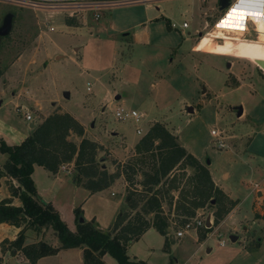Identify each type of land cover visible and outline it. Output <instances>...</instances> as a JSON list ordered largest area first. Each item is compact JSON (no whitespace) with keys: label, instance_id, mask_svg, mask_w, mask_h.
Listing matches in <instances>:
<instances>
[{"label":"rangeland","instance_id":"rangeland-1","mask_svg":"<svg viewBox=\"0 0 264 264\" xmlns=\"http://www.w3.org/2000/svg\"><path fill=\"white\" fill-rule=\"evenodd\" d=\"M217 8L218 0H156L149 6L132 3L98 10L84 8L74 11L71 17L76 25H66L67 15L63 10L0 2V26L4 17L11 15L7 34L0 36V114L3 118L12 120L14 125L27 124L23 118V112L27 111L39 123L43 116L36 106L43 113H52L59 106L84 124L85 138L102 143L94 155L99 169L110 168L112 163L113 170L130 172L126 164H133L135 173L130 180L125 181L120 175L124 193L126 189H136L134 193L141 195L149 192L139 184V168L148 169L149 165H140L133 150L127 151V148L151 123L158 121L177 135L180 145H188L201 163L208 160L223 189L233 191L239 199L238 207L232 212L234 216L219 229H214L217 224L212 225L214 207L204 205L203 213H211L210 231L203 227L188 229L180 238L170 231L166 235V249L159 233L144 232L125 252L135 255L134 260L145 263L146 256L152 252L154 264H264V219L257 218L253 209L264 197L262 191L257 195L253 191L254 183L264 190V70L243 56L190 50L197 42L207 40V33L197 38L195 32L207 30L212 18L217 16ZM94 13L99 16L94 18ZM183 21L187 23L186 28H180ZM256 28L260 32L257 40H250L252 33L244 36L250 39L239 34L241 42H236L259 51L264 60V34L261 33L264 24L258 22ZM224 40L217 38L214 42L221 44ZM236 46L234 43L230 48ZM87 83H90L89 90L85 89ZM104 85L109 87L112 96L119 94L120 98L105 101ZM14 92L19 95L17 111L9 100ZM117 105L136 109L144 116L138 123L117 120L112 111ZM188 106L193 107V113L186 109ZM238 108L241 116L236 115ZM136 125L142 128L138 135L134 132ZM211 128L220 131L225 147L215 148L214 138L209 134ZM112 132L123 135L124 142L120 143L122 139ZM75 136L69 133L68 139L77 144L81 136ZM111 154L120 161L113 164ZM65 167L71 168L73 172L69 169L68 174L74 176L72 162ZM226 171L228 177L223 175ZM183 172L191 174L192 169L186 167ZM175 174H178L175 184L180 187L184 176L180 177V170H175ZM67 182L68 187L59 190L64 202L59 216L72 232L76 231L79 217L82 221L91 220L95 228L104 231L112 221L111 216L114 220L124 208L119 181L115 183L113 196L109 190L89 194L82 187L72 193L69 188L72 183ZM156 188L160 189V185L151 191ZM160 192L161 211L170 218L177 191ZM142 202L138 200L135 211ZM76 207L79 214L75 219ZM135 211L129 210V216ZM144 217L150 220L152 214ZM197 231L204 234L202 243L193 239ZM210 232L214 233L207 235ZM231 235L236 239L231 240ZM8 245L3 242V247ZM5 264L15 263L9 258Z\"/></svg>","mask_w":264,"mask_h":264},{"label":"trees","instance_id":"trees-1","mask_svg":"<svg viewBox=\"0 0 264 264\" xmlns=\"http://www.w3.org/2000/svg\"><path fill=\"white\" fill-rule=\"evenodd\" d=\"M64 22L66 25H76L71 17L66 16ZM207 36V40L197 42L193 49L234 57L243 56L254 63L256 60H262L259 51L256 52L239 43L241 42L239 33L213 28L212 31H207ZM217 38H225V40L218 44L214 42ZM234 43L237 46L230 48ZM69 133L82 136V124L68 112H52L43 117L20 143L7 144L0 138V153L6 155L0 175L17 182V185L13 186L11 181H6V185L9 196L17 197L20 203L12 205L10 197L0 199V223L21 227L13 240H2L1 243L8 242L14 248L20 249L31 264L41 256L54 254L59 248L70 247L82 248V264H103L101 257L105 253L117 264H145L142 260H130L127 257L125 245L128 241L135 240L145 230L153 228L164 237L163 248L166 249V228L170 218H174L177 225H181L194 215L197 208L212 205L214 207L212 225H216L237 203L236 199H231L214 184L207 166L180 145L175 134L168 131L162 123L155 121L133 145V154L137 157L138 163L149 165L148 169L139 168L141 176L139 184L149 194L141 195L140 192L136 194L134 193L136 189L132 191L126 189L124 193L126 209L135 211L138 200H143L140 209L132 216H129V210H123L116 215L108 230L101 231L93 226L91 220L79 222L77 218L79 209L76 207L73 209L75 219L77 218L76 231L72 232L50 203L37 198L30 177L34 164L54 173L59 165L72 162L74 181L89 192L107 187L120 175L128 181L135 170L133 164H126L130 172L125 169H114L113 172L99 169L95 164L94 155L101 145L85 137H81L75 144L66 138ZM116 163L113 161V164ZM186 167L192 169L191 174L184 175L183 170ZM175 170L182 172L180 177L184 176L180 187L175 184L178 179ZM157 185H160V189L164 187L163 193L171 189L177 191L170 218L161 211V199L158 196L160 189L151 191L152 187ZM134 194L138 197L133 196ZM211 200H213L212 204H210ZM168 202L170 206L171 200ZM261 210L262 213L256 214V217L264 219V198L261 202ZM148 213L152 214L150 220L144 217V214ZM36 226H49L55 232L59 247H51L43 242L22 246L23 231ZM210 228L203 227L206 231H210ZM196 237L197 241H200L204 238V234L197 231Z\"/></svg>","mask_w":264,"mask_h":264},{"label":"crops","instance_id":"crops-1","mask_svg":"<svg viewBox=\"0 0 264 264\" xmlns=\"http://www.w3.org/2000/svg\"><path fill=\"white\" fill-rule=\"evenodd\" d=\"M130 4H132V3H130ZM117 5H120V4H115V5H112V6H117ZM145 6H149V3H145ZM107 7L109 8L111 6H107ZM218 9L219 8H217V10ZM122 35H125V33H123ZM192 47L190 48V50L192 52L202 53V54L203 53L210 54V53L202 52V51H194L192 49ZM74 50H76V48H74ZM210 55H214V54H210ZM217 56H221V55H217ZM12 65L13 64L11 63L9 66L12 67ZM112 83L114 84V80L112 81ZM99 84H101V82H99ZM89 87H90V83H87L85 89L89 90ZM104 89H105V97H104L105 101L110 102V98L111 97H113L114 99L115 98H117V99L120 98L119 94L112 96V92L110 91V89H109V87L107 85H104ZM11 95L12 96H11V98L9 100L12 101L13 107L15 108V111H17L16 107L19 106V101H18L19 95L17 93H15V92L11 93ZM11 101H9V102H11ZM55 107L57 109L54 112H65V111H62L59 108V106H55ZM191 108H192V112L191 113H193L194 112L193 107H191ZM35 109H37L39 114L42 115L43 117H45L46 115L50 114V112H51L50 111V112H47V113H43V112H41L39 106H36ZM24 112H27V111H24ZM241 114H242V111H241L239 116H241ZM143 116H144V114H143ZM33 119H32V121H27V124H23L22 125V124L19 123V124H15L14 125L12 123V120L7 119V118L5 119L0 114V138L7 144H18V143H20L24 139V137L27 136L31 132V130L37 125L38 121H35V119L34 120ZM30 123H32V126H30ZM80 123L83 126V134H82L81 137H84V135L86 134V128H85V126H84V124L82 122H80ZM112 133H114L117 136V138H121L122 139V141H120V143L124 142L123 135H121V134L117 135L116 132H112ZM75 137H77V135ZM176 137H177V135H176ZM66 138L68 139L69 137L67 136ZM138 138H139V136H138ZM138 138L136 140H134L132 142V144H129V146L127 148V151L133 150V145L138 140ZM68 140H70V139H68ZM92 141L95 142L96 141L95 138H93ZM96 143L102 146V143L100 141H98ZM182 146L188 152L190 151L189 153H191L194 157H196V159L198 161L201 162L199 156L197 154H195L191 149H189L187 147L188 145L186 146V144H182ZM236 153L239 154L238 152H236ZM111 156H112V161H115V162H119L120 161L118 159H115L117 157L114 154H111ZM5 158H6V155L4 153H0V170H1V166H2ZM122 159H124V157ZM208 164L207 165L205 164V165L208 168V171L210 173V176H211L212 181L214 182V184L217 185L218 187H220L231 199H236L237 200V203L234 205V207L227 213V215L225 217H223V219L214 228V229H219V227L223 223L227 222L228 219H232V216H234V215H232V212L238 207L239 199L236 197V195L234 194L233 191H231L229 189H223V187L220 185L217 177H215V174L210 170ZM103 168H104V166H103ZM69 169H70L71 172H73V170L71 168H69ZM105 170L107 172H113L114 170H113L112 163L110 164V168H109V166H106ZM223 175H226L225 177H228V172L227 171L223 172ZM30 177H31V180H32L33 185H34L37 198H39L40 200H42L44 202L50 203L51 206L57 211L58 216H59V212H60L59 210L62 209L61 206L64 203L63 200L60 197L61 193L59 194V190L61 188H63V187H68V184H67L68 180H70L71 183H72V184H70V187H69L71 189V192L72 191L75 192L77 190V187H82L79 183H76L74 181L73 174L72 175L68 174L66 176L63 173L61 165H59L57 170L54 173H52V172L42 168L41 166L34 164L33 167H32V171H31ZM65 179H67V181ZM6 181H11L13 186L17 185V182L14 179L8 178V177L3 176V175H0V199L10 197L9 196V191L7 189ZM116 181L121 182V189L123 191L122 196H123V199H124V184L122 182L123 179L121 178V176H119L116 179H114L113 182L110 185H108L107 187H105V188H103L101 190H109L110 195L113 196L114 195L113 190L115 189L114 187H116V185H115ZM55 186H58V187H56V189H55ZM253 186L255 187L254 190H253L255 195L259 194L258 193L259 191L260 192L262 191V194H264V190L258 188V185H256V183H254ZM83 189H85V188H83ZM85 190L89 194L93 193V192H89L87 189H85ZM101 190L94 191V192H100ZM10 199H11V204L12 205H19L20 204L17 197H10ZM262 199H259L258 202H257V206H255L253 208V209H255V215L256 214L260 215L262 213V211L260 209V205H261ZM72 204H74L73 201H72ZM125 208H126V206H125V203H124V208L122 210H124ZM122 210H120L119 213ZM59 218H60V216H59ZM257 218H260V217H257ZM111 220L113 221L112 216H111ZM112 221L108 225L106 230H108V228L111 226ZM211 226L212 225L210 223V227ZM44 227H46V229H49V230H47V232H46L45 231L46 229L44 230ZM70 227L71 226H69V228ZM20 228H21L20 226L16 227L14 225H10V224L5 223V222H1L0 223V264H5L6 261H8L9 258L13 259L15 264H31V263H29L28 259L23 255V253L21 252L20 249L14 248L12 245H8V247H3V243H1L2 240H7V241L13 240L16 237V234L20 230ZM106 230H104V231H106ZM149 230H154V229L153 228H148L144 232H147ZM101 231H103V230H101ZM211 233H214V232H210L207 235H209ZM142 234H140L139 236H141ZM138 238H140V237H138ZM162 238H164V237L162 236ZM193 239L197 241V237H196L195 233H194ZM235 239H236V237L234 236V240ZM204 240L205 239H202V240H200L198 242L202 243ZM37 242H43V243H45V244H47V245H49L51 247H59V241H58V239H57V237L55 235V232L49 226H41L40 228L39 227L26 228L23 231L22 246L28 245V244H34V243H37ZM133 242H134V240H130V241H128L126 243L125 252L130 247L129 245H131ZM151 253H149L146 256V261H145L146 264H154V262H152V259L150 257ZM126 255H127V257L130 260H134V258H132V257L135 256V255L132 254V256H130L131 254H129L128 252H127ZM101 259L103 261V264H117V263H115L112 260L111 256L108 255L107 253L103 254ZM32 264H82V248H80V247L59 248L54 254L41 256V257L37 258L34 261V263H32Z\"/></svg>","mask_w":264,"mask_h":264},{"label":"built area","instance_id":"built-area-1","mask_svg":"<svg viewBox=\"0 0 264 264\" xmlns=\"http://www.w3.org/2000/svg\"><path fill=\"white\" fill-rule=\"evenodd\" d=\"M65 1L66 0H43V2L38 0H0V2L27 6L30 8L63 10L66 12L68 17H72L74 15V11L82 10L84 8L98 10L99 8H105L115 4H145L156 0H90L84 3H69ZM234 9L235 11H233ZM241 14H243L244 18H241ZM93 16L94 18H97L99 15L98 13H94ZM258 22L264 24V0H227V5L222 9L217 10V16L212 18L207 30L212 31L213 28H219L222 29V31L239 33L245 39H250L244 36L252 33L253 39L250 40H257V35L260 33L256 28V24ZM171 27H173L172 24ZM186 27L187 23L183 21L180 28ZM48 29L52 30L51 27ZM207 30L205 29L203 32L196 31L195 37L199 38L200 35L207 33ZM261 33L264 34V30H262ZM112 111L113 116L117 120L130 119L133 120L134 123H138L143 117V113L140 111L133 108L124 109L119 105L115 106ZM23 117L26 121H32L31 116L27 112L23 113ZM134 131L136 134H140L142 132V128L136 125ZM209 134L214 138L215 148L220 149L225 147L224 137L222 135L219 136L220 131L218 129L211 128L209 130ZM61 168L64 173H69V169L65 167V164H61ZM206 219L209 223H211V213H203L202 208H197L194 215L188 218L181 225H177L176 220L174 218H170L169 224L166 228L167 234L170 231H173L175 237L180 238L188 229L195 230L198 227H205ZM219 245H223V242L221 241Z\"/></svg>","mask_w":264,"mask_h":264},{"label":"water","instance_id":"water-1","mask_svg":"<svg viewBox=\"0 0 264 264\" xmlns=\"http://www.w3.org/2000/svg\"><path fill=\"white\" fill-rule=\"evenodd\" d=\"M227 5V0H218V8L219 9H222L223 7H225ZM10 14L6 15L3 19V22L0 26V36H4L5 34H7L8 30H9V26H10ZM255 63L261 68L264 70V60H256ZM226 66H229V63L227 62ZM64 96L66 97L67 94L64 93ZM189 112L192 111V108L189 106L186 108ZM241 113V108H238L237 112H236V115H240ZM30 126H32V123H30ZM100 160H104L103 157L100 158ZM209 161L206 160V163L205 164H208ZM102 168H103V165H102ZM213 203V200L210 201V204ZM78 221L81 222L82 221V218L79 217L78 218ZM210 227V223L208 222V220L206 219V222H205V228H209ZM230 239L231 240H234V236H230Z\"/></svg>","mask_w":264,"mask_h":264},{"label":"snow or ice","instance_id":"snow-or-ice-1","mask_svg":"<svg viewBox=\"0 0 264 264\" xmlns=\"http://www.w3.org/2000/svg\"><path fill=\"white\" fill-rule=\"evenodd\" d=\"M233 11H235V9ZM241 18H244L243 14H241ZM221 51H223V50L221 49Z\"/></svg>","mask_w":264,"mask_h":264},{"label":"bare ground","instance_id":"bare-ground-1","mask_svg":"<svg viewBox=\"0 0 264 264\" xmlns=\"http://www.w3.org/2000/svg\"><path fill=\"white\" fill-rule=\"evenodd\" d=\"M258 36V35H257Z\"/></svg>","mask_w":264,"mask_h":264}]
</instances>
